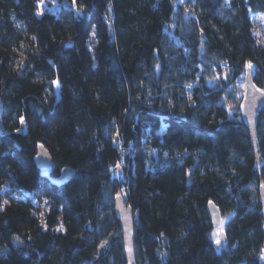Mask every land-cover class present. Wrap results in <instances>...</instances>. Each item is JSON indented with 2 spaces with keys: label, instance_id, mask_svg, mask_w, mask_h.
<instances>
[{
  "label": "trees",
  "instance_id": "obj_1",
  "mask_svg": "<svg viewBox=\"0 0 264 264\" xmlns=\"http://www.w3.org/2000/svg\"><path fill=\"white\" fill-rule=\"evenodd\" d=\"M41 1L0 0V264H127L119 194L137 264H261L264 167L234 91L249 64L264 90V0ZM257 131L264 158V107ZM39 144L68 182L40 176Z\"/></svg>",
  "mask_w": 264,
  "mask_h": 264
},
{
  "label": "water",
  "instance_id": "obj_2",
  "mask_svg": "<svg viewBox=\"0 0 264 264\" xmlns=\"http://www.w3.org/2000/svg\"><path fill=\"white\" fill-rule=\"evenodd\" d=\"M4 101L0 97V130H2V114H3ZM264 107V90L261 89L254 80V70L249 67L245 71V93L242 103V118L249 129L251 141L254 152L256 154V167L262 169L264 167V158L260 154L257 123L258 116ZM35 162L39 169L40 176L48 179L53 185L61 186L68 182L74 175V169L65 167L60 171L59 175H54L56 168L55 161L44 144H39L37 147V154ZM259 198L262 206L264 217V184L260 187ZM115 214L120 222L121 231L123 235L124 253L127 264H137L136 251H135V214L132 206L126 203L123 195L119 194L114 199ZM209 215L213 225L221 227L222 213L220 208L213 202L208 205ZM219 243H215L217 249H220L226 242L227 237L224 231L218 234ZM12 241L16 244L23 245L24 242L21 238L14 236ZM261 264H264V255L261 259Z\"/></svg>",
  "mask_w": 264,
  "mask_h": 264
},
{
  "label": "rangeland",
  "instance_id": "obj_3",
  "mask_svg": "<svg viewBox=\"0 0 264 264\" xmlns=\"http://www.w3.org/2000/svg\"><path fill=\"white\" fill-rule=\"evenodd\" d=\"M63 2H69L71 4H75V0H64V1H58V0H42L39 4V14H43L44 12H57V9L59 5ZM252 20H253V33L256 37L257 43L261 44L264 43V14L263 13H258V14H253L252 15ZM236 92L238 96L237 97H243L244 98V93H245V78L244 74L238 78L236 81ZM56 86L58 84L56 83ZM235 111L233 109H229V114L231 117L235 116L234 115ZM5 201H11L10 196H5L4 198ZM44 211H46V208H44ZM228 218H230V215L222 218V225L221 227H217L215 230V238L218 239V234L220 231H222L225 228V225L227 223Z\"/></svg>",
  "mask_w": 264,
  "mask_h": 264
},
{
  "label": "snow or ice",
  "instance_id": "obj_4",
  "mask_svg": "<svg viewBox=\"0 0 264 264\" xmlns=\"http://www.w3.org/2000/svg\"><path fill=\"white\" fill-rule=\"evenodd\" d=\"M248 67H249V68H251V67H252V65H251V64H249V65H248ZM189 87H191V85H189ZM61 230H62V229H61ZM215 235H216V234H214V236H215ZM219 242H220V241H219V239H216V243L218 244Z\"/></svg>",
  "mask_w": 264,
  "mask_h": 264
}]
</instances>
